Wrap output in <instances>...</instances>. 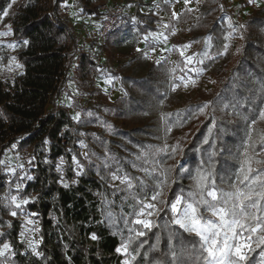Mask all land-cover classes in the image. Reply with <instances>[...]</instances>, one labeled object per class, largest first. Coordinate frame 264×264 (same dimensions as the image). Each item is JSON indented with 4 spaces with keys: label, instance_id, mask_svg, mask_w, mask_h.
Listing matches in <instances>:
<instances>
[{
    "label": "trees",
    "instance_id": "1",
    "mask_svg": "<svg viewBox=\"0 0 264 264\" xmlns=\"http://www.w3.org/2000/svg\"><path fill=\"white\" fill-rule=\"evenodd\" d=\"M10 1L0 0V14ZM65 1L17 0L11 18L12 39L29 44L16 54L22 72L11 83L0 77V160L13 144L15 150L31 155L33 179L24 180L20 191L24 197L36 198L25 210L39 214L35 218L42 255H34L19 239L21 221L18 215H9L10 196L17 194L11 186L19 179L9 180L5 165H0V232L4 233L0 243L12 244L14 255L7 256L12 264H123L124 255L116 248L128 239L129 228L141 227L131 224L134 197L150 196L161 171L168 169L161 199L193 190L190 177L200 168L214 170L218 185L227 191L245 151L253 161L264 155V127L252 123L264 103V6L253 7L238 25L243 38L240 56L229 72L217 73L218 88L209 96L206 93L207 100L200 91L172 107L168 63L153 62L143 75H123L124 95L113 101L95 103L89 97L84 105L75 99V109H81L75 120L59 104L63 92L68 94L66 84L72 71L76 88L90 95L93 76L105 66L103 54L111 55L130 23L115 25L103 39L96 34L83 48L74 25L61 16ZM73 2L86 16L100 13V0ZM218 10L219 0H202L187 30L190 41L202 42ZM155 20L152 11L145 14L137 23L138 32L154 30ZM204 105L200 112L198 108ZM99 122L100 130L91 135L88 128ZM205 138L209 143H204ZM172 146L178 148L174 154ZM73 155L84 167L80 176ZM61 157L63 171L58 172ZM255 164L253 168H264ZM113 173L132 177L136 187L113 184ZM61 177L68 187L60 182ZM219 177H224L223 183ZM159 207L162 211L152 219L151 231L145 230L146 235L130 247L140 253L131 264L170 262V237L177 264H198L199 253L192 251L196 238L171 223L163 203ZM252 247L243 264H256L262 258L264 245L253 243Z\"/></svg>",
    "mask_w": 264,
    "mask_h": 264
},
{
    "label": "rangeland",
    "instance_id": "2",
    "mask_svg": "<svg viewBox=\"0 0 264 264\" xmlns=\"http://www.w3.org/2000/svg\"><path fill=\"white\" fill-rule=\"evenodd\" d=\"M67 3L68 7L63 5ZM60 7V13L69 23H72L75 27V33L78 36V43L81 47L86 48L92 42L93 37L99 34L100 23L105 16L107 9L110 10L114 5H121L126 12L131 10L134 5V0H100V13L96 16L84 15L79 6H77L73 0H66ZM202 0H189L188 4H185V0H139L138 7L142 11L143 15L138 21L129 22V26L121 34V38L116 43V48L113 49L111 55L103 54L105 56V66L93 76L92 87L93 90L88 93L79 91L75 86V73L72 71L70 79L66 84V91L63 92L59 104L65 106L70 110V113L76 115L81 113V109L76 110L73 101H79L81 104H88L89 97L95 103L96 101H113L117 97L124 95V85L122 84V77L125 74L143 75L146 68L150 63H158L166 61L168 80L170 85V92L168 99L172 107H176L184 102L189 97L196 96L200 91L205 94L204 99L216 91L218 88V82L216 75L221 70L230 71L231 68L237 62L241 48L243 44V38L240 33L238 25L242 23L243 19L251 11L253 7H259L264 5V0H257L256 4H249L248 0H219V12L217 20L212 24L210 30L206 32L203 40L200 44L189 40V34L187 30L192 21L197 18L198 9ZM17 0L13 3V0L5 8L9 14L7 17L0 19V32L6 31V25H10L11 18L16 6ZM8 4V5H9ZM152 11L156 15L155 29L144 33H139L137 30V23L144 20V15ZM185 11L180 18L178 15ZM176 12L178 15L173 17L172 13ZM229 21L235 27V31L228 27ZM164 25H168L164 28ZM160 33L163 32L167 36L165 42L163 38H160L158 44H154L151 38L149 42L144 41L145 35L148 33ZM231 33L229 38L225 40V36ZM0 41L4 43H11L14 41L12 35L7 37L0 36ZM20 46L15 50L8 49L0 44V77L5 83H11L13 78L22 72L23 67L17 68L16 64H19L16 54L23 48V42H17ZM224 43L230 45L226 55H217L219 51L223 50ZM189 44V48L185 50V56L180 55L181 46ZM152 47H155V51H152ZM137 49L147 51L148 55L145 57L144 52H138ZM207 54V55H205ZM193 56V63L186 64L185 57ZM15 57L16 60L10 65L9 59ZM209 57H212L211 59ZM203 60V64L197 61ZM20 65V64H19ZM197 69H203V71H196ZM184 77L188 81L187 86L181 82L180 78ZM112 78L111 83L106 81ZM179 84L175 90H173V83ZM206 93L208 96H206ZM261 109H264V103ZM256 125L264 127V118L260 117V112L256 118ZM101 122L90 126L88 132L94 135L95 129L100 130ZM81 143V141H80ZM82 153L84 154V145L82 146ZM260 166H264V155H260ZM263 158V159H262ZM61 160V159H60ZM59 160V164H60ZM2 161H5V172L7 168H16L17 175H9V180L12 177L19 178L23 176L25 172L28 175L29 170L32 168L31 155L20 151H17L11 147L3 155ZM18 165H23V171L18 168ZM256 165V164H255ZM253 166V165H252ZM63 167V166H62ZM76 166L74 165V168ZM64 181V180H63ZM16 180L11 188L16 189ZM113 184H119L120 181H113ZM66 183V181H64ZM15 195V193L11 194ZM11 197V196H10ZM29 212V211H27ZM32 213V212H29ZM20 224L19 239L24 245L29 247V241H40L39 233L36 231H26V238H22L20 233L22 225L25 223V216L18 214ZM155 215L152 217V219ZM32 219L36 220L35 217ZM28 229L39 228L38 222L33 225H27ZM131 259L125 257V259ZM4 264H12L8 257H1ZM256 264H264V257L260 259Z\"/></svg>",
    "mask_w": 264,
    "mask_h": 264
},
{
    "label": "snow or ice",
    "instance_id": "3",
    "mask_svg": "<svg viewBox=\"0 0 264 264\" xmlns=\"http://www.w3.org/2000/svg\"><path fill=\"white\" fill-rule=\"evenodd\" d=\"M15 0H13V3ZM257 0H248L249 4H256ZM189 0H185V4H188ZM68 7L67 3L63 5ZM11 4L8 5L10 9ZM9 14L8 10L5 9L0 14V19L7 17ZM173 17L178 14L172 13ZM135 21V18H133ZM6 31L0 32V36L7 37L14 35V31L11 25H6ZM168 25H164L167 28ZM228 27L235 31V27L229 21ZM240 27H243L241 25ZM231 33L225 36V40L229 38ZM167 41V36L163 32L160 33H148L144 37L146 43L149 39L154 44L160 42V38ZM4 47L15 50L20 45L16 41L11 43H4L0 41ZM28 40L23 41V45L27 46ZM189 44L181 46L180 55L185 56V50L189 48ZM230 45L224 43L223 50L219 51L217 55H226ZM138 52H144L147 57V51L137 49ZM152 51H155V47H152ZM207 55V54H205ZM210 59L212 57H209ZM16 60L15 57L9 59L11 65ZM186 64L193 63V56L185 57ZM203 64V60L197 61ZM17 68L23 67L22 65L16 64ZM196 71H203V69H197ZM181 82L187 86L188 81L184 77L180 78ZM107 83L112 82V78H109ZM173 90L179 87V84L173 83ZM207 105L198 108L200 112H203ZM80 113H76L73 117L75 120H79ZM260 117L264 118V109L260 110ZM252 123L255 124L256 120L253 119ZM170 130V129H169ZM211 132V129H209ZM47 143V141H45ZM204 143H209V140L205 138ZM81 146L83 142L81 141ZM13 149L16 145L13 144ZM264 149V144L261 145ZM178 150L177 146H172L171 151L174 154ZM87 156V154H85ZM243 159L240 161L239 168L235 173V179L230 181L231 190H224L217 183V176L214 170H205L200 168L197 170L194 176L190 178L193 180V190L185 194L183 191L176 194L174 199L163 197V187L167 184V172L168 169H164L160 172V179L153 176V179H157V186L152 190V194L149 196L145 193L142 197L136 196L135 204L133 205L134 219L131 220V224L134 226H141L140 228L131 227L128 229L129 236L127 240L122 241L121 245L116 248V252L130 257L131 259H125L123 264H131V260H135L137 255H140L139 249L130 251V247L134 240L139 237L146 235V231H151L154 226L152 217L159 215L162 209L159 207L160 203L165 205L164 211L170 212L171 223L177 225L185 233L191 234L196 238V242L193 244L192 251L198 252L199 255L196 257L198 264H243L247 261V253L254 251L252 244L256 243L257 247L264 245V168H253V163L259 164L261 161H253L251 157L247 155V151L243 154ZM211 159V156L209 157ZM72 162L76 166L75 172L77 176H80L84 171L83 165L79 162L77 156L73 155ZM31 163V161H29ZM5 161L0 160V165H4ZM64 159L61 157L60 164L57 165V171H63ZM22 171L23 165H18ZM145 172H150V169H143ZM119 170H117L118 173ZM184 171H188L185 169ZM7 173L16 176V168H7ZM117 173L112 174V180H119L121 184L126 185L128 189L136 187L133 183V178L128 175L120 176ZM19 182L16 183L17 194L11 195L10 197V211L9 215L16 217L18 214L25 216V223L22 225L20 236L26 238V231H36L38 228L28 229L27 225H35L38 221L32 219L39 214L32 212L29 213L25 210V206L33 202L36 198L24 197L21 194L24 180H32L33 177L28 175L26 172L23 176H19ZM221 183L224 182V177H219ZM64 187H68L67 183H64L63 177L60 181ZM76 183V181H73ZM140 191H143V181H141ZM9 227L11 224L9 223ZM4 233L0 232V236ZM93 240L97 239L95 234H92ZM170 251L172 260L167 264H177L178 254L171 246L170 237ZM40 241H29V247L34 255L37 257L41 256L42 253L38 251ZM198 245V247H197ZM143 247V244H140ZM153 248L156 246L153 245ZM186 251V250H182ZM14 255L13 246L10 242L4 241L0 243V257H6ZM260 255L264 257V251H261ZM147 256V253H145ZM0 264H4V261L0 260ZM157 264H160L158 261Z\"/></svg>",
    "mask_w": 264,
    "mask_h": 264
},
{
    "label": "built area",
    "instance_id": "4",
    "mask_svg": "<svg viewBox=\"0 0 264 264\" xmlns=\"http://www.w3.org/2000/svg\"><path fill=\"white\" fill-rule=\"evenodd\" d=\"M139 0H134V5L131 7V10L126 12V10L121 5H114L110 10L103 11L105 16L102 18L99 36L103 39L106 34L117 24L125 22L138 21L143 15L142 11L138 7Z\"/></svg>",
    "mask_w": 264,
    "mask_h": 264
},
{
    "label": "crops",
    "instance_id": "5",
    "mask_svg": "<svg viewBox=\"0 0 264 264\" xmlns=\"http://www.w3.org/2000/svg\"><path fill=\"white\" fill-rule=\"evenodd\" d=\"M262 6H264V5H262ZM260 7V6H259ZM150 11H148V13H149ZM89 18H91V16H89Z\"/></svg>",
    "mask_w": 264,
    "mask_h": 264
}]
</instances>
